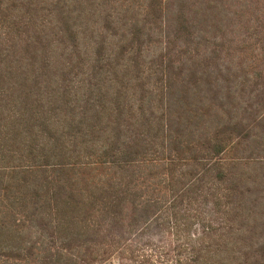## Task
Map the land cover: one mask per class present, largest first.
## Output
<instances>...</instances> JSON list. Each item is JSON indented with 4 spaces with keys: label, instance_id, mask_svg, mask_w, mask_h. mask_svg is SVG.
Masks as SVG:
<instances>
[{
    "label": "trees",
    "instance_id": "1",
    "mask_svg": "<svg viewBox=\"0 0 264 264\" xmlns=\"http://www.w3.org/2000/svg\"><path fill=\"white\" fill-rule=\"evenodd\" d=\"M264 264V0H0V264Z\"/></svg>",
    "mask_w": 264,
    "mask_h": 264
},
{
    "label": "rangeland",
    "instance_id": "2",
    "mask_svg": "<svg viewBox=\"0 0 264 264\" xmlns=\"http://www.w3.org/2000/svg\"><path fill=\"white\" fill-rule=\"evenodd\" d=\"M111 264H117V262H113V263H111Z\"/></svg>",
    "mask_w": 264,
    "mask_h": 264
}]
</instances>
